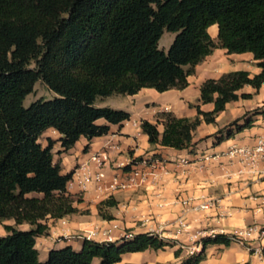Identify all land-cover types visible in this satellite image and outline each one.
Returning a JSON list of instances; mask_svg holds the SVG:
<instances>
[{
	"label": "trees",
	"instance_id": "16d2710c",
	"mask_svg": "<svg viewBox=\"0 0 264 264\" xmlns=\"http://www.w3.org/2000/svg\"><path fill=\"white\" fill-rule=\"evenodd\" d=\"M212 26L217 28L215 38L209 34ZM165 31L175 34L167 51L158 47ZM215 49L251 54L259 73L233 71L204 81L197 104H189L197 112L193 119L159 112L154 123L142 120L140 128L150 145L189 149L201 123L214 124L227 103L251 99L252 94H239L241 89L261 88L264 0H0V220L31 227H3L0 264H94L95 259L115 264L126 253L174 248L173 240L136 234L113 243L84 240L79 251L70 246L52 249L40 262L35 240L48 235L47 221L77 213L66 192L73 172L61 173L52 149L58 143L66 152L81 137H102L110 125L130 119L125 111L98 107L100 99L134 96L142 89H185L195 67ZM38 81L55 97L25 107ZM199 104H213V109L203 112ZM99 120L106 124L99 125ZM253 122L246 116L233 121L218 131L214 145L250 129ZM48 129L58 138H47L42 146L39 139ZM201 243L198 253L169 264H200L208 246L228 247L232 241L216 235ZM181 251L174 250V257Z\"/></svg>",
	"mask_w": 264,
	"mask_h": 264
},
{
	"label": "crops",
	"instance_id": "0c3cea01",
	"mask_svg": "<svg viewBox=\"0 0 264 264\" xmlns=\"http://www.w3.org/2000/svg\"><path fill=\"white\" fill-rule=\"evenodd\" d=\"M255 64L249 53L227 55L224 50L215 49L195 67L194 74L187 78L188 86L185 89L169 90L164 93L142 89L134 96L113 95L111 97H116L119 103L123 102L126 106L125 112L130 114L128 121L121 125H110L109 132L102 137L90 141L81 137L66 152H63L56 143L52 149L53 161L59 164L62 174L73 172L90 154L99 151H106L109 155L108 174L132 159L150 157L162 159L166 163V172L161 174L157 183L148 185L145 189L136 192H117L110 197H99L91 188L82 191L75 184L67 183L66 192L75 199L73 206L77 213L47 221L48 235L35 240L39 261L44 262L52 249L70 246L73 250L79 251L84 241L79 235L83 231L107 228L113 223L118 225L114 232L115 238H120L125 232L136 235L152 230L163 238L175 240L183 246L179 258L174 257L176 248H166L126 253L115 264L178 263L187 256L186 247L190 245L189 238L192 234L197 232L208 234L212 230L231 233L250 225L260 227L264 217V181L250 182L237 179L234 175L235 168L221 166L217 162L209 164L207 170L199 171L196 163L201 156L219 153L233 144L254 143L255 138L264 130V115H254L256 110L263 111L261 108L264 107V84L257 92L251 87H244L239 94H252L251 99L239 98L237 101L227 103L214 124L201 123L193 133V145L189 149L178 151L150 145L148 137L140 128L142 120L154 123L156 115L164 111L171 112L177 117L195 118L196 109L189 104H197L199 88L204 81L218 79L224 73L241 70L255 75L260 71ZM105 99L107 98L100 99L96 105L101 107ZM199 107L203 112H210L213 104H199ZM245 116L254 120L250 129L235 134L233 138L220 145H214L218 131ZM225 117L228 118L223 121ZM219 121L223 123L218 125ZM97 123L106 124L104 120ZM157 128L162 132L161 125ZM45 133L42 135L45 139H39L42 146H46L47 138L53 140L58 138L52 129ZM85 146H88L87 152L83 151ZM81 155L83 156L80 157ZM182 159L188 160L191 165L178 166L177 162ZM178 197L194 198L196 199L194 205L207 201L211 208L183 214L182 206L176 200ZM99 214L111 216L112 219H104ZM181 216L187 228L181 234L175 235L171 224ZM25 225L26 228L18 230L28 231L31 228L28 224ZM255 238L256 233H253L245 240V244L253 249V253H250L247 247L234 242L228 247L208 246L205 249L206 258L200 264H264V257L260 259L254 252Z\"/></svg>",
	"mask_w": 264,
	"mask_h": 264
},
{
	"label": "built area",
	"instance_id": "2783aa9c",
	"mask_svg": "<svg viewBox=\"0 0 264 264\" xmlns=\"http://www.w3.org/2000/svg\"><path fill=\"white\" fill-rule=\"evenodd\" d=\"M261 109L264 112V107ZM213 162H217L221 166L235 168L234 175L237 179L250 182L264 181V130L255 138L252 145L233 144L219 153L201 156L196 163L197 169L199 171L207 170L208 165ZM109 164L110 158L106 151L92 153L84 163L74 169L68 183L75 184L82 191L91 188L99 197H110L117 192H136L145 189L148 185L157 183L161 174L166 172V163L157 157L132 159L127 164L119 166L111 174L107 173ZM177 165L188 166L191 165V162L182 159L177 162ZM183 174L185 175V172ZM176 200L182 206L183 214L211 208V204L207 201L194 205L196 200L194 198L178 197ZM260 225V227L250 225L243 229H236L231 233L212 230L208 234L203 232L192 234L189 238L190 245L186 247L187 256L194 255L202 249L201 239L203 238L225 235L232 243L245 246L246 238L256 233V238L253 239L256 241L254 252L262 259L264 257V217ZM171 226L175 235L181 234L187 228L183 216ZM117 229L118 225L113 223L107 228H92L83 231L79 237L97 243H113L123 239H131L134 236L130 232H125L120 238H115L114 232ZM143 234L157 235L163 238L158 232L152 230ZM175 242L178 244L177 241ZM178 245L183 249V246ZM247 249L253 253V249L248 246Z\"/></svg>",
	"mask_w": 264,
	"mask_h": 264
},
{
	"label": "rangeland",
	"instance_id": "374dc122",
	"mask_svg": "<svg viewBox=\"0 0 264 264\" xmlns=\"http://www.w3.org/2000/svg\"><path fill=\"white\" fill-rule=\"evenodd\" d=\"M209 34L213 38H215L216 35H217V28L215 26L212 27V28H210L209 29ZM174 38H175V34L165 31L163 33L162 37L160 38L159 42H158L159 49H162L164 51H167L168 48H169V46L171 45L172 41L174 40ZM34 67H35V64L32 63L31 66H30V68H34ZM53 97H55V94L53 92H51L42 81H38L34 85V88H33L32 93L26 96V98H25V100L23 102V105L25 107H28L31 103H33V102H35V101H37L39 99L49 100V99H52ZM117 100L118 99H116V97L107 98V99L104 100V102L102 103V106L101 107H109V108L118 109V110H124L125 111V108L124 107H126V106L124 105V103L123 102H120L119 103V101H117ZM164 112H167V111H164ZM227 118L228 117H225L223 121H225ZM191 119H193V118H191ZM231 119L232 118H230V120ZM223 121L222 122L219 121L218 122V125H221L223 123ZM227 121H229V120H227ZM44 139L45 138L43 136H41V140H44ZM82 156L83 155H81L80 157H82ZM73 200L75 201L74 198H73ZM6 225H12L16 229H24V228L27 227L25 224L16 226L14 224V221L13 220H8V221H1L0 220V234L1 235H5L6 234L5 231H4V228H3ZM179 247L180 246L177 244L174 248L178 249ZM95 261H96V264H99V260H95Z\"/></svg>",
	"mask_w": 264,
	"mask_h": 264
}]
</instances>
